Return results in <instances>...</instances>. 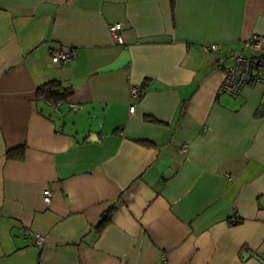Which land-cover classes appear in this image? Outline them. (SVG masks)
<instances>
[{
    "label": "crops",
    "instance_id": "0c3cea01",
    "mask_svg": "<svg viewBox=\"0 0 264 264\" xmlns=\"http://www.w3.org/2000/svg\"><path fill=\"white\" fill-rule=\"evenodd\" d=\"M253 35L264 0H0V264H264V86L216 68Z\"/></svg>",
    "mask_w": 264,
    "mask_h": 264
},
{
    "label": "built area",
    "instance_id": "2783aa9c",
    "mask_svg": "<svg viewBox=\"0 0 264 264\" xmlns=\"http://www.w3.org/2000/svg\"><path fill=\"white\" fill-rule=\"evenodd\" d=\"M122 26L119 23L111 24L108 27L110 37L116 43H122L120 31ZM264 36L253 35L249 39L239 44L238 50L232 57V64L229 67H223L217 63L216 68L222 70L224 73L223 80L218 88L219 93L228 94L232 97H238L244 88H254L258 85L264 86ZM201 51L204 53H211L218 61L222 54V47L219 44H211L202 46ZM75 54L72 50H56L51 55L53 63L70 61ZM143 89L140 86L131 85L129 88L130 98H138L141 96ZM57 107L58 103H51ZM129 113L134 112V106L130 105ZM256 117L264 119V102H262L256 109ZM181 152H186L187 146L183 145L180 148ZM52 198V192L49 190L43 191L42 199L45 204L49 203ZM34 244L40 248L44 244V238L39 235H34ZM161 264H165V256H161Z\"/></svg>",
    "mask_w": 264,
    "mask_h": 264
},
{
    "label": "trees",
    "instance_id": "16d2710c",
    "mask_svg": "<svg viewBox=\"0 0 264 264\" xmlns=\"http://www.w3.org/2000/svg\"><path fill=\"white\" fill-rule=\"evenodd\" d=\"M71 90L67 87H62V85L57 81H49L42 86L37 88L36 95L38 100H42L45 102H56L67 99L71 95ZM10 153V152H9ZM111 220L110 213H107L103 216L99 229H103L106 224H108Z\"/></svg>",
    "mask_w": 264,
    "mask_h": 264
},
{
    "label": "water",
    "instance_id": "95a60500",
    "mask_svg": "<svg viewBox=\"0 0 264 264\" xmlns=\"http://www.w3.org/2000/svg\"><path fill=\"white\" fill-rule=\"evenodd\" d=\"M88 141H89V142H94V141H96V137H95V135H91ZM243 256L246 258V256H248V255H247V254H244Z\"/></svg>",
    "mask_w": 264,
    "mask_h": 264
}]
</instances>
